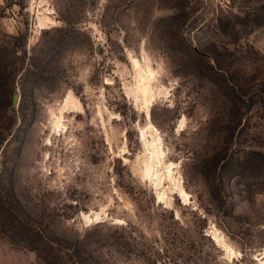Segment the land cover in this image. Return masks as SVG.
I'll return each mask as SVG.
<instances>
[{
  "label": "rangeland",
  "instance_id": "obj_1",
  "mask_svg": "<svg viewBox=\"0 0 264 264\" xmlns=\"http://www.w3.org/2000/svg\"><path fill=\"white\" fill-rule=\"evenodd\" d=\"M0 264H264V0H0Z\"/></svg>",
  "mask_w": 264,
  "mask_h": 264
},
{
  "label": "trees",
  "instance_id": "obj_2",
  "mask_svg": "<svg viewBox=\"0 0 264 264\" xmlns=\"http://www.w3.org/2000/svg\"><path fill=\"white\" fill-rule=\"evenodd\" d=\"M202 60V59H201ZM35 250H38V248H35ZM39 251V250H38Z\"/></svg>",
  "mask_w": 264,
  "mask_h": 264
},
{
  "label": "water",
  "instance_id": "obj_3",
  "mask_svg": "<svg viewBox=\"0 0 264 264\" xmlns=\"http://www.w3.org/2000/svg\"><path fill=\"white\" fill-rule=\"evenodd\" d=\"M196 51H198V49L196 48Z\"/></svg>",
  "mask_w": 264,
  "mask_h": 264
}]
</instances>
